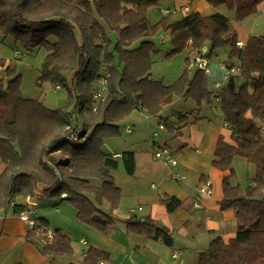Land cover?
<instances>
[{"label":"trees","instance_id":"obj_1","mask_svg":"<svg viewBox=\"0 0 264 264\" xmlns=\"http://www.w3.org/2000/svg\"><path fill=\"white\" fill-rule=\"evenodd\" d=\"M160 1L0 0V35L13 38L29 53L45 51L40 79L66 88L75 101L73 110L68 106L52 110L40 99H26L22 76L6 69L9 80L0 79V160L5 166L0 171V213H8L13 205L17 214L29 211L27 205H17L26 196L37 202L67 195L80 222L108 233L119 222L113 213L122 201L114 173L122 164L125 174L134 176L136 154L106 152V141L121 136L119 123L135 111L158 118L174 98L192 100L199 108L213 104L217 92L210 89V74L200 68L192 70L191 58L204 46L210 48L209 60L227 48L226 62L240 66L241 72L231 77L219 95L229 134L218 140L213 167L228 173L221 208L236 210L238 229L229 241H212L198 254L196 264H264V37L250 36L240 48L236 28L264 0H205L216 9L234 11L235 20L220 12L209 16L188 13L174 20V13H169L152 24L149 10ZM160 32L168 33L172 46L167 57L189 47L183 74L171 85L152 77L154 59L162 51L153 39ZM111 33H116L117 42ZM238 78L246 80L239 87ZM104 80L106 91L95 100ZM177 125L162 119L159 126L177 135L185 127ZM73 132H80L82 142L70 140ZM59 151L68 158L55 161L52 154ZM235 158L254 166L245 186L234 182ZM160 202L169 214L184 204L167 194H161ZM121 222L127 234L173 246V234L154 219ZM29 237L36 239L32 241L45 255H74L70 238L62 230L50 231L45 218L29 230ZM110 261L108 252L92 247L82 264Z\"/></svg>","mask_w":264,"mask_h":264},{"label":"crops","instance_id":"obj_2","mask_svg":"<svg viewBox=\"0 0 264 264\" xmlns=\"http://www.w3.org/2000/svg\"><path fill=\"white\" fill-rule=\"evenodd\" d=\"M174 4L185 12H199L204 16L219 12L205 0L190 5L183 0H175ZM168 11L174 12L171 9ZM236 28L239 41L244 43L250 36L264 37V1L258 5L254 15L237 24ZM167 41V38H164L163 43ZM136 45H139V42ZM2 78L5 76H0V79ZM179 102H182V106L176 109ZM203 106H197L194 110L189 100L174 98L165 104L158 118L147 117L141 111L133 113L144 119L143 124H138L139 132L148 138L162 119H170L180 127L185 126L177 135L167 133L162 144L158 143L174 151L178 165L170 166L155 159L152 141L146 145L135 144L130 151H125L136 154V172L134 176H121L120 181L114 176L122 190V201L113 213L119 222L108 233H101L74 220L73 213H70L69 224L55 220L51 225L46 217H41L49 222L50 231L62 230L70 238L74 248L73 256L45 255L37 243L33 242L36 239L31 237L33 241L30 240L28 226L19 214L15 213L13 205L8 213H0V264H82L87 251L92 247L108 252L111 256L109 264H196L198 254L206 251L212 241L217 238H223L225 241L233 239L238 229L236 210L221 208L223 180L228 173L219 172L213 167L218 140L222 134L228 136L229 129L224 127L223 115L219 108L214 107V104ZM169 108L172 109L171 115L165 116L164 112ZM184 115L187 117H183ZM133 133L134 129L128 134ZM4 168L0 160V171ZM173 172L179 174L181 179L171 180L170 174ZM208 181L214 188L212 197L203 196L199 191L200 186ZM161 194L178 198L184 203L183 207L169 214L160 202ZM196 202L200 204L198 209L194 207ZM35 203L37 206L33 207L25 197L18 201L17 205H27L38 222L40 205ZM133 210L135 212H132ZM148 217L170 230L174 238L173 246H168L162 240L127 234L125 225L121 222ZM75 224L76 228L71 229ZM174 251H181L178 261L172 258Z\"/></svg>","mask_w":264,"mask_h":264},{"label":"rangeland","instance_id":"obj_3","mask_svg":"<svg viewBox=\"0 0 264 264\" xmlns=\"http://www.w3.org/2000/svg\"><path fill=\"white\" fill-rule=\"evenodd\" d=\"M174 1L175 0H161L158 6L152 7L149 10L150 22L152 24L158 23L169 13H174V20H178L183 15L188 14L189 11L185 12V10H181L180 7L177 8L174 4ZM185 3L187 5H190L186 1ZM168 9H171L174 12L168 11V14H163L161 12V10L164 11ZM217 10H219L220 13H223L228 16L230 19L235 20L234 11H230L225 7H220ZM177 11L178 13L176 14ZM167 34L168 33L160 32L159 35H157L153 39V41L162 51L160 55L156 56L154 59L155 65L152 70V77L155 80H161L167 84H171L183 74V71L186 67L185 61L189 55V47H187L180 53L167 57L166 55L172 51V46L168 41L166 43H163L164 38L165 40L166 38L168 40ZM110 35L111 39L114 42H117L118 37L116 33H111ZM16 51H18L19 57H15ZM228 54L229 49H221L218 52V56L215 55V57L210 60L211 74L209 76V86L212 91L216 92L213 85L215 81L221 80L225 75V72L220 69L219 64L226 63ZM46 55L47 53L43 50L35 53H29L24 50L20 46V44L16 43L13 38H4L0 35V76H5L6 78V69L10 68L16 72V75L22 76L21 90L23 97H25L26 99H40L44 102L47 108L52 110H56L66 106L73 110L75 101L70 99V94L66 88L57 89L58 86L55 87V85H53L51 82L43 81L40 79V70L44 63ZM116 59V62L119 63L120 58L118 54L116 55ZM191 69L195 71L196 69H198V67L191 65ZM6 80H9L8 77L6 78ZM245 81L246 80L243 78L236 79V86L239 87ZM252 86L253 83L250 82L251 89ZM189 104H192L194 106V110L196 109L197 105L194 101L189 100ZM213 104L214 107H217L220 110V103L216 101V98L213 100ZM178 106H182V102H179L177 104L176 109L178 108ZM171 110V108L167 109L164 112V115H171ZM133 113L119 123L121 127V136L108 139L103 147L104 151L110 153L114 151H121L123 153L125 151H130V148L133 147V145L135 144L146 145L147 142L151 141L153 143L152 148H154L155 142L162 144V141L164 139L163 137L167 135V132L164 129H161L159 124H157L156 129L151 131L150 136L148 138V136L139 132L138 124H143L144 119L138 114L134 115L135 113ZM134 124L136 125V127H134ZM132 128L134 129V133L128 134V130ZM155 133L159 135L156 138L154 137ZM139 147L140 146H138V149H140ZM52 155L54 160L58 162H62L63 160H66L68 158V155L62 151H59ZM233 165L237 172V176L234 182L240 183L243 186L250 183L251 180L248 178H251V176L253 175L255 171L254 166L248 165L246 160L243 158H235L233 161ZM125 175L126 174L123 170V165L120 164V167L114 173V176L116 177V180L118 179V181H120L121 176ZM26 198L29 200L30 204L36 201L31 199L30 196H26ZM37 203L40 205V207L38 208V216L40 218L46 217L50 221L51 225H53V222H55V220H59V222L66 221L65 223L69 224L71 218L70 213H73L74 220L79 221L77 219L76 208L66 198L63 199L59 197H44L39 199ZM104 209L108 211L107 204H105ZM73 228H76V224L71 227V229Z\"/></svg>","mask_w":264,"mask_h":264},{"label":"built area","instance_id":"obj_4","mask_svg":"<svg viewBox=\"0 0 264 264\" xmlns=\"http://www.w3.org/2000/svg\"><path fill=\"white\" fill-rule=\"evenodd\" d=\"M162 13L168 14L169 12H168V10H164V11H162ZM237 45L240 48H242V47H244L245 43L240 41L237 43ZM209 52H210L209 46H204L202 48L201 52L196 53L192 56L191 65L197 66L198 68L204 70L207 74H211V72H210V62L211 61L207 57ZM15 57H19L18 51L15 52ZM219 66H220V69L225 72V75L223 76V78L221 80L215 81L214 88L217 92L216 101L221 103V97L219 96L221 94V91L227 86L231 77L237 76L240 74L241 68H240V66H235V65L230 66L227 62L226 63H220ZM106 87H107V81L104 80L102 82V90H100V92H98L95 95V100H99L104 95V93L106 91ZM57 89H61V87L58 86ZM224 127L227 128V125L224 124ZM161 129H162V127H161ZM131 132H132V129H129L128 133H131ZM158 136L159 135L157 133L154 134L155 138ZM69 138L72 142H82V138H80V132L71 133ZM153 156L155 159L161 160L162 162H164L170 166H177L178 165V160L176 158L174 151L171 148H169L167 146H161L156 142L154 143ZM170 178L173 181H178L179 179H181L180 175L177 173H174V172L170 174ZM199 191H200V194L203 196L212 197L214 195L213 185L209 181L202 184L199 188ZM28 199H29V197H28ZM31 205L33 207L37 206V204L35 202L31 203ZM194 207L196 209H198V208H200V204L196 202L194 204ZM132 212H135V210H133ZM19 217L27 224L29 230H33L34 228H36L38 226V222L36 219L33 218V212L31 210L24 211V212L20 213ZM48 236L50 238H52L53 235L51 233H49ZM180 256H181V251H174L172 258L174 261H178Z\"/></svg>","mask_w":264,"mask_h":264},{"label":"water","instance_id":"obj_5","mask_svg":"<svg viewBox=\"0 0 264 264\" xmlns=\"http://www.w3.org/2000/svg\"><path fill=\"white\" fill-rule=\"evenodd\" d=\"M63 199L67 198V195L62 196ZM161 226H164L162 223H160Z\"/></svg>","mask_w":264,"mask_h":264}]
</instances>
